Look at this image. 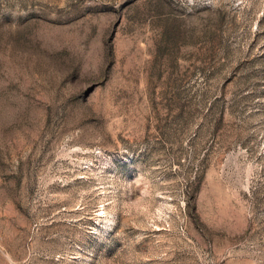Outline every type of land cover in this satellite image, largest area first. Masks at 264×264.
<instances>
[{"label": "rangeland", "instance_id": "obj_1", "mask_svg": "<svg viewBox=\"0 0 264 264\" xmlns=\"http://www.w3.org/2000/svg\"><path fill=\"white\" fill-rule=\"evenodd\" d=\"M0 264H264V0H0Z\"/></svg>", "mask_w": 264, "mask_h": 264}]
</instances>
